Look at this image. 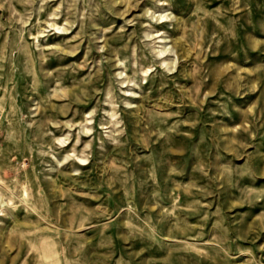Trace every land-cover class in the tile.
<instances>
[{
  "label": "rangeland",
  "instance_id": "374dc122",
  "mask_svg": "<svg viewBox=\"0 0 264 264\" xmlns=\"http://www.w3.org/2000/svg\"><path fill=\"white\" fill-rule=\"evenodd\" d=\"M0 264H264V0H0Z\"/></svg>",
  "mask_w": 264,
  "mask_h": 264
}]
</instances>
